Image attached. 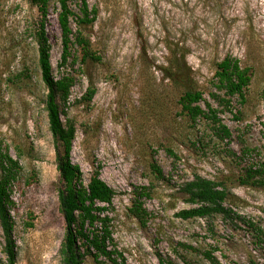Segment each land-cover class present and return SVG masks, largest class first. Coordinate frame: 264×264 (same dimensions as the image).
I'll return each instance as SVG.
<instances>
[{"label": "rangeland", "instance_id": "rangeland-1", "mask_svg": "<svg viewBox=\"0 0 264 264\" xmlns=\"http://www.w3.org/2000/svg\"><path fill=\"white\" fill-rule=\"evenodd\" d=\"M70 5L80 12L79 0ZM89 5L98 16L83 29L101 59L59 67L60 4L53 0L47 18L51 61L56 77L70 72L76 78L62 116L76 126L71 159L85 184L100 166L101 178L115 190L113 202L100 205L108 207L125 263L161 264L162 256L177 264H211L204 256L211 251L223 264H264V187L239 181L247 167L264 160V0H89ZM39 20L30 0H0V149L7 148L24 168L12 186L16 264H63L60 172L33 37ZM71 24L76 31L74 19ZM172 50L186 53L204 92L203 108L210 103L219 110L231 137L220 136L210 119L193 123L180 112L165 74ZM228 55L250 67L253 78L247 101L234 96L226 107L211 93L224 96L215 73ZM90 86L96 92L88 101ZM196 174L223 181L231 194L227 206L237 215L178 216L193 206L181 187ZM142 187L150 192L143 198L145 223L130 212ZM4 246L0 229L5 260ZM84 264L100 263L89 257Z\"/></svg>", "mask_w": 264, "mask_h": 264}, {"label": "trees", "instance_id": "trees-1", "mask_svg": "<svg viewBox=\"0 0 264 264\" xmlns=\"http://www.w3.org/2000/svg\"><path fill=\"white\" fill-rule=\"evenodd\" d=\"M30 1L38 8L40 14L33 37L37 44L41 80L47 90L44 99L45 110L50 131L56 142L57 167L61 180L58 189L59 209L66 223L60 248L61 261L63 264H84L90 257L100 264H104L105 260H110L114 264H126L125 257L115 244L111 217L105 214L108 207L100 205L111 204L116 194L115 190L101 178L100 166L96 167L89 183L85 184L80 166L71 159L76 126L70 118L64 121L62 116L67 115L66 107L76 78L70 72H65L60 77H56L53 72L52 45L47 32L49 7L53 0ZM57 1L60 4L58 22L63 46L59 67L66 68L77 62L83 65L89 60L99 61L101 57L93 49L91 40L83 29L96 21L98 10L90 7L89 0H79V13L72 9L71 0ZM73 19L78 25L76 31L71 24ZM165 74L171 81L176 94V104L181 113L188 116L193 123L201 117L210 119L220 136L231 137L230 129L218 116L219 110L213 108L210 103H207V109L203 108L201 102L205 100L204 92L197 86L192 69L187 64L185 52L171 51ZM215 77L217 90L224 91V96L211 93L215 100L226 107L231 105V98L234 96H239L242 103L247 101V90L253 78L250 67L242 66L238 58L228 55L217 64ZM95 92V87L90 86L84 99L90 101ZM262 98L264 101V90ZM169 151L174 153L172 149ZM151 167L159 177L163 176L157 162H152ZM23 169L19 158L13 157L7 148L0 149V229L5 239L3 252L6 256L5 260L0 257V264H16L18 259L17 241L14 236L15 221L12 215L15 204L12 186L21 177ZM30 177L31 175L28 177V184L31 182ZM239 181L242 185L264 187V160L247 167L244 174L240 175ZM181 190L187 196V202L193 205L178 212V216L183 219L205 218L219 214L237 215L232 207L227 206L231 194L223 181L196 174L193 179L182 185ZM135 196L130 212L140 222L145 223L149 213L143 206V198L150 196V192L147 187H142ZM231 202L236 204L235 201ZM28 226L33 227L34 223L28 221ZM259 233L263 234L262 231ZM204 256L211 264H223L211 251H205ZM160 260L161 264H177L162 256Z\"/></svg>", "mask_w": 264, "mask_h": 264}]
</instances>
